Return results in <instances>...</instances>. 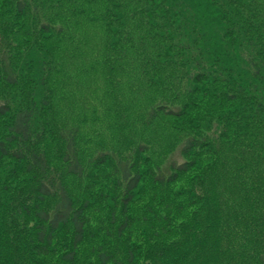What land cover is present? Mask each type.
I'll return each instance as SVG.
<instances>
[{
	"label": "rangeland",
	"instance_id": "obj_1",
	"mask_svg": "<svg viewBox=\"0 0 264 264\" xmlns=\"http://www.w3.org/2000/svg\"><path fill=\"white\" fill-rule=\"evenodd\" d=\"M68 1L0 0V105L33 107L37 148L51 159L53 176L63 180L76 206L88 208L78 264H100V250L124 264H130L129 252L134 264H157L167 256L172 263L196 243V264H225L223 248L204 249L200 229L210 219L219 225L211 241L221 238V227L234 236L253 230L259 239L264 232L242 220L254 212L246 202L258 208L255 188L264 185L253 101L231 89L217 62L205 70L199 50H185L196 14L188 15V27L178 24V0H170V10L145 0ZM21 2L30 6L26 18L19 15ZM4 57L14 62L19 87L5 81ZM5 126L0 121V141ZM73 138L82 179L69 176L64 163ZM189 140L197 148L186 157ZM185 163L194 166L190 174L161 185L159 178L174 175L173 164ZM119 165L142 179L126 214L130 194ZM12 166L0 162V174ZM25 179V186H34V178ZM57 204L50 200L44 209ZM32 227L20 220L23 232ZM56 240L59 256L71 251L72 233L65 230ZM256 253L248 264H258Z\"/></svg>",
	"mask_w": 264,
	"mask_h": 264
},
{
	"label": "trees",
	"instance_id": "obj_2",
	"mask_svg": "<svg viewBox=\"0 0 264 264\" xmlns=\"http://www.w3.org/2000/svg\"><path fill=\"white\" fill-rule=\"evenodd\" d=\"M145 1L157 8L165 7L170 10L172 6L170 0ZM68 2L83 6L80 0ZM178 5L177 21L178 24L182 23L181 26L188 27V15L196 14L193 21L195 28L185 36L190 44L185 50H199L200 57L207 61V64H201L205 70L221 66L229 74L227 83L231 89L253 101L252 111H256L255 119L259 122L255 124L259 134L253 133V137H256V146L264 149V0H178ZM29 10L30 6L26 3L19 4L20 17L26 18ZM43 29L52 34L50 26L44 25ZM215 53H218L219 59L213 61L210 55ZM2 61L5 81L11 87H19L20 81L14 62L5 57ZM35 112L32 106L16 107L8 101L0 105V121L6 122L4 137L0 141V162L14 163V166L0 174L6 177L4 182L0 178V192L5 191L0 197V264H47L49 259L62 264H78L79 250L87 237L85 215L88 208L85 206L81 209L76 206L63 180L53 176L55 171L51 159L37 148L34 142ZM156 115L152 112L153 118L156 119ZM196 148L195 141H187L183 149L184 156L189 157ZM64 163L69 176L80 179L84 177L85 170L80 163L74 138L67 140ZM119 166L130 194L125 202L126 214L133 202L131 194L140 188L142 179L139 175L133 176L129 167ZM193 168L192 163L173 164L174 175L169 178L161 177L158 181L161 185L174 184L181 177L190 174ZM27 177L34 178V186L31 188L29 185L25 186ZM261 181L264 183L263 179ZM259 188L260 190L255 188L260 196L258 208L254 202H246L254 204V212L242 220L253 226L257 223L264 227V185ZM53 199H58V204L49 212L44 206ZM245 199L249 198L246 196ZM20 220L33 224L30 231H22ZM218 226L217 222L210 219L206 227L200 229L205 240L204 249L212 250L216 246L219 250L223 248L220 253L223 251L229 255L225 264H248L254 250L257 252L254 256L256 263L264 264V232L260 234V239L253 230L248 234L234 236L230 228L220 226L223 231L221 238L208 240L212 234L217 237L215 233ZM127 228L129 227L126 224L121 232L124 233ZM65 230L72 233V248L70 252L59 256L55 248L56 238ZM205 232L206 235H203ZM197 235L194 236L195 239ZM196 248H199L198 243L187 257L172 260L171 263L172 256H167L157 264H196ZM129 256V263L134 264V252H129ZM97 258L100 264H124L114 255L101 250L97 252Z\"/></svg>",
	"mask_w": 264,
	"mask_h": 264
}]
</instances>
